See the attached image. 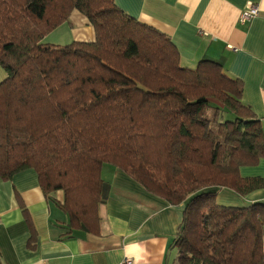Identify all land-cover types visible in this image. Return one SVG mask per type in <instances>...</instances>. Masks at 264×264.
<instances>
[{
	"label": "trees",
	"instance_id": "1",
	"mask_svg": "<svg viewBox=\"0 0 264 264\" xmlns=\"http://www.w3.org/2000/svg\"><path fill=\"white\" fill-rule=\"evenodd\" d=\"M74 10L95 39L44 42ZM0 64V179L34 168L47 196L62 192L67 234L99 233L111 164L185 203L177 264H264V201L218 202L264 188L241 174L264 158L260 119L221 63L185 66L168 34L115 0H0Z\"/></svg>",
	"mask_w": 264,
	"mask_h": 264
},
{
	"label": "crops",
	"instance_id": "2",
	"mask_svg": "<svg viewBox=\"0 0 264 264\" xmlns=\"http://www.w3.org/2000/svg\"><path fill=\"white\" fill-rule=\"evenodd\" d=\"M115 2L130 16L168 34L185 66L214 60L242 80L243 101L253 108L264 132V0ZM252 5L258 6V14L242 22L243 12ZM67 23L87 28L74 40L95 39L91 23L79 10L62 25ZM6 76L0 64V81ZM241 174L264 176V158L256 166L242 167ZM102 177L99 233L79 228L72 236L67 234L69 215L58 204L62 192L47 196L34 168L0 179V264H177L172 243L185 203L171 204L111 164L103 166ZM258 201H264V188L244 197L223 190L218 197L219 203L235 206Z\"/></svg>",
	"mask_w": 264,
	"mask_h": 264
},
{
	"label": "rangeland",
	"instance_id": "3",
	"mask_svg": "<svg viewBox=\"0 0 264 264\" xmlns=\"http://www.w3.org/2000/svg\"><path fill=\"white\" fill-rule=\"evenodd\" d=\"M87 29L83 24L79 25L77 28V24L74 23V26L70 25L69 23L65 25H60L57 29L53 30L51 33L48 34L47 38L44 40L46 43H52V44H59V45H66V44H60L65 42H72L74 41V38H80V34H84L85 31L82 28ZM91 31L94 33L95 29L91 25L89 26ZM75 33L77 37H74L76 35H73ZM95 35V34H94ZM85 36V35H83ZM56 42V43H54ZM178 256V250H174L173 257Z\"/></svg>",
	"mask_w": 264,
	"mask_h": 264
},
{
	"label": "built area",
	"instance_id": "4",
	"mask_svg": "<svg viewBox=\"0 0 264 264\" xmlns=\"http://www.w3.org/2000/svg\"><path fill=\"white\" fill-rule=\"evenodd\" d=\"M259 12V8L256 5L250 6L247 10H245L242 14L241 21L245 22L251 19L253 16L257 15Z\"/></svg>",
	"mask_w": 264,
	"mask_h": 264
}]
</instances>
